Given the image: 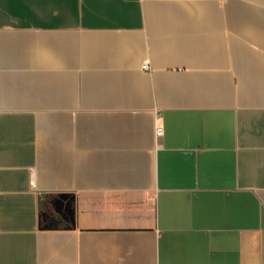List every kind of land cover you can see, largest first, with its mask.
<instances>
[{"label": "crops", "instance_id": "obj_1", "mask_svg": "<svg viewBox=\"0 0 264 264\" xmlns=\"http://www.w3.org/2000/svg\"><path fill=\"white\" fill-rule=\"evenodd\" d=\"M0 264H264V0H0Z\"/></svg>", "mask_w": 264, "mask_h": 264}, {"label": "built area", "instance_id": "obj_2", "mask_svg": "<svg viewBox=\"0 0 264 264\" xmlns=\"http://www.w3.org/2000/svg\"><path fill=\"white\" fill-rule=\"evenodd\" d=\"M143 67L144 68H147L148 67V64L147 63H144L143 64ZM156 132H157V134H162L163 133V126L160 125V124H157L156 125Z\"/></svg>", "mask_w": 264, "mask_h": 264}]
</instances>
